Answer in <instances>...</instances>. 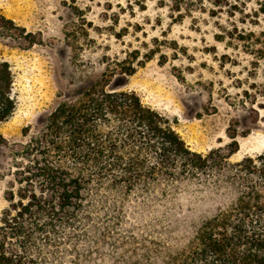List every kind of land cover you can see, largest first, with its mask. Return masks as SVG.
Returning a JSON list of instances; mask_svg holds the SVG:
<instances>
[{
	"label": "trees",
	"instance_id": "trees-1",
	"mask_svg": "<svg viewBox=\"0 0 264 264\" xmlns=\"http://www.w3.org/2000/svg\"><path fill=\"white\" fill-rule=\"evenodd\" d=\"M170 1L180 14L245 15L250 2L254 17L264 12V0ZM0 22L32 43L10 30L18 29L10 19ZM132 72L123 61L109 64L24 126L22 139L0 134V264H264V150L230 159L237 136L258 120L256 92L243 90L240 100L248 124L232 117L231 140L203 154L135 92L108 87L116 73ZM16 102L1 61L0 123Z\"/></svg>",
	"mask_w": 264,
	"mask_h": 264
},
{
	"label": "rangeland",
	"instance_id": "rangeland-1",
	"mask_svg": "<svg viewBox=\"0 0 264 264\" xmlns=\"http://www.w3.org/2000/svg\"><path fill=\"white\" fill-rule=\"evenodd\" d=\"M170 0H0V62L6 61L17 95L12 115L0 123L8 141L41 122L61 100L74 96L123 61L131 74L116 73L108 87L135 92L169 118L187 147L198 153L225 145L230 120L239 116L244 91L256 92L259 117L237 136L231 160L264 150V12L211 16L179 12ZM243 32L250 36L240 37ZM25 44V45H21ZM261 86V87H259ZM246 107L249 105L245 102ZM0 145V167L6 162ZM6 178L0 180V211Z\"/></svg>",
	"mask_w": 264,
	"mask_h": 264
}]
</instances>
